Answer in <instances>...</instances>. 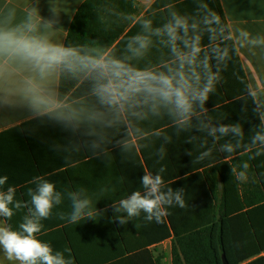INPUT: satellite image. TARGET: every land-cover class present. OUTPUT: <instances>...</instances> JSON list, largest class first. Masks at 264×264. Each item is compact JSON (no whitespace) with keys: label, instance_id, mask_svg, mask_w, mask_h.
Listing matches in <instances>:
<instances>
[{"label":"crops","instance_id":"obj_1","mask_svg":"<svg viewBox=\"0 0 264 264\" xmlns=\"http://www.w3.org/2000/svg\"><path fill=\"white\" fill-rule=\"evenodd\" d=\"M85 1L0 0V33L62 49ZM99 4L98 17L96 9L89 13L85 48L101 50L100 69L86 73L94 78L85 91L107 87L113 77L115 106L73 101L66 111L57 100L60 64L41 72L23 56L0 52V177H7L0 191L13 187L21 204L10 219L0 217V226L19 231L31 207L29 189L47 181L62 202L35 235L71 264H172L173 236L161 238V220L148 222L141 212L119 226L126 214L114 209L133 192L143 194L148 172L138 143L148 159L172 162L173 172L197 167L194 184L173 187L184 190L185 207L212 206L218 218L223 207L246 212L264 205V0ZM209 81L212 91L201 102ZM114 108L115 120L106 112ZM81 190L93 215L70 223L68 193ZM0 264L19 262L0 248Z\"/></svg>","mask_w":264,"mask_h":264},{"label":"trees","instance_id":"obj_2","mask_svg":"<svg viewBox=\"0 0 264 264\" xmlns=\"http://www.w3.org/2000/svg\"><path fill=\"white\" fill-rule=\"evenodd\" d=\"M99 0H86L74 15L68 29L63 50L67 53L64 61L60 63L58 79V102L66 105L73 101L106 102L114 106L117 102L116 79L109 78L110 88L107 84L96 86L94 90L86 92L94 76L85 77L86 73L99 65L101 56L99 48L92 50L85 48L87 28L90 25L89 13L96 9L99 16ZM97 44H99L97 42ZM91 47V46H89ZM78 48L81 53L78 52ZM87 50V52H85ZM89 55V56H88ZM99 90H102L100 93ZM97 92V93H96ZM95 93L91 97H85ZM248 94V91L247 93ZM84 98V99H80ZM114 120L117 118V109L106 111ZM126 120L129 118L126 114ZM130 124V122H129ZM132 129V127L130 126ZM264 142V137H263ZM142 153L143 162L148 173L159 174L162 177L163 192L181 184H194L199 175L196 166H187L183 172L175 171L174 164L164 157L148 159L143 156L141 143H138ZM111 148L115 149L114 144ZM129 149L134 150L132 144ZM164 169L162 172L161 169ZM175 182V183H174ZM164 219L161 217L162 229L165 234L161 238H168L170 232L173 236L171 261L172 264H264V205L252 207L246 212H227L225 207L221 216L216 217L213 207H179L178 205L163 206ZM185 219H180V213ZM202 213H204L202 215Z\"/></svg>","mask_w":264,"mask_h":264},{"label":"clouds","instance_id":"obj_3","mask_svg":"<svg viewBox=\"0 0 264 264\" xmlns=\"http://www.w3.org/2000/svg\"><path fill=\"white\" fill-rule=\"evenodd\" d=\"M198 48H193V53L198 52ZM0 52H10L12 54L23 56L35 63V65L44 72L54 66L62 63L67 53L60 48L49 45L39 39L15 37L11 33H0ZM161 83L168 89H171V81L163 78ZM212 91L211 81L205 86L199 99L201 102L207 99V93ZM169 93H165L167 96ZM177 104L187 111L186 100L183 93L175 91ZM227 129H221L226 131ZM236 131V129H233ZM231 152L232 149L228 148ZM203 158V157H200ZM245 167H247L245 165ZM162 168L160 171L162 172ZM245 173H239V179L244 180ZM7 181V177H0V186ZM141 186L144 189L143 194L140 191L133 192L126 199L119 201V206L115 207L116 212H123L125 217L118 219L119 226H123L130 219L139 217L144 213V219L151 222L153 219L160 222L165 214L163 206L173 204L179 207H185L183 200L184 190L182 188L168 189L163 192L162 177L159 174L155 176L147 173L141 177ZM80 192H69L68 199L71 201V212L67 216L70 223H78L85 216L93 215L91 200L87 196H82ZM15 189L8 187L6 191H0V217L10 219L13 215V208H20L19 202L14 203ZM30 196L29 215L25 216L23 222L19 225V231L11 230L10 227L0 226V248L3 249L8 260L18 261L19 264H71L66 260L61 252H54L51 246L41 242L36 238L37 233L41 231V220L47 219L54 206L62 202V194L55 190V185L47 181H41L37 184L35 190L29 189ZM9 205H12L10 208ZM64 218V217H61Z\"/></svg>","mask_w":264,"mask_h":264},{"label":"water","instance_id":"obj_4","mask_svg":"<svg viewBox=\"0 0 264 264\" xmlns=\"http://www.w3.org/2000/svg\"><path fill=\"white\" fill-rule=\"evenodd\" d=\"M223 264H225V263L223 262Z\"/></svg>","mask_w":264,"mask_h":264}]
</instances>
